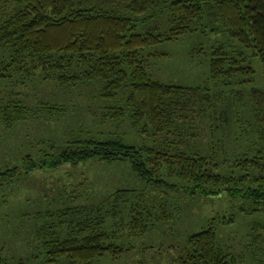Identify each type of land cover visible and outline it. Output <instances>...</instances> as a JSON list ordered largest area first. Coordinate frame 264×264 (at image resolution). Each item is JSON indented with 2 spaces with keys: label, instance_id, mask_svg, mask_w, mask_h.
Segmentation results:
<instances>
[{
  "label": "trees",
  "instance_id": "trees-1",
  "mask_svg": "<svg viewBox=\"0 0 264 264\" xmlns=\"http://www.w3.org/2000/svg\"><path fill=\"white\" fill-rule=\"evenodd\" d=\"M211 23L226 31L232 44L213 47L209 78L249 82L254 70L243 51L251 50L264 63V0H0V121L5 127L39 116L40 109H61L12 97L29 81H54L64 89L92 84L99 86L101 98L113 99L120 91L124 96L121 104L104 106L103 118L116 125L127 121L159 144L133 145L120 137L97 139L86 133L63 144L48 143L37 158L23 155L21 166H0L1 185L19 168L28 172L85 160H124L149 186L115 188L93 203L80 201L83 194L74 189L81 194L74 195V205L56 208L50 222L37 230L46 262L90 264L119 254L118 226L138 235L167 221L174 209L168 191L185 186L207 197L247 199L250 203L239 207L244 213L264 210V89L251 86L222 98L205 86L161 82L147 71V59L154 54L146 49L202 32ZM215 134L231 139L221 142L222 153L243 148L220 160L214 152L219 142L209 141ZM260 228L253 225L248 232L253 258L264 254ZM234 259L218 244L210 222L186 237L171 264H234Z\"/></svg>",
  "mask_w": 264,
  "mask_h": 264
},
{
  "label": "rangeland",
  "instance_id": "rangeland-1",
  "mask_svg": "<svg viewBox=\"0 0 264 264\" xmlns=\"http://www.w3.org/2000/svg\"><path fill=\"white\" fill-rule=\"evenodd\" d=\"M158 22L159 30L166 28L162 18ZM206 25L202 32L186 33L146 49L154 54L147 59L150 76L165 83L205 86L222 98L251 86L264 89V63L251 55L249 49L243 51L254 70L249 82L225 84L220 79L209 78L208 62L213 47L232 42L216 23ZM98 87L91 84L64 89L54 81L33 80L18 89L19 93L12 97L21 99L24 104L33 106L42 101L55 103L61 109L50 113L40 109L39 116L17 121L8 128L0 121V166H21L23 155L37 158L48 143L63 144L86 133L97 139L120 137L127 144L159 147L152 136L142 135L127 121L116 125L103 118L104 106L121 104L124 96L120 91L113 99L101 98ZM51 114L54 118H47ZM209 141L219 142L214 152L219 154L220 160L231 159L236 153L234 149L243 148L238 145L230 151L223 147L225 152L222 153L221 142H231L228 136L215 134ZM121 187L149 188L133 175L124 160H85L28 172L19 168L11 180L0 185V264H49L45 261L41 232H37L40 225L50 222L56 208L74 205V195H81L74 189L82 192L80 201L93 203L103 194ZM169 192L167 200L174 207L170 219L138 235H129L126 227L119 225L115 242L123 250L115 256L98 257L90 264H171L185 246L186 237L210 222L214 224L218 244L235 258L234 264H264V254L253 258L248 246L251 226H261L260 231L264 233V210L244 213L239 207L249 204L247 199L221 194L207 197L190 193L186 186L184 190ZM68 197L71 199L66 200ZM48 211L52 216L47 215ZM123 219L120 222L123 223Z\"/></svg>",
  "mask_w": 264,
  "mask_h": 264
}]
</instances>
